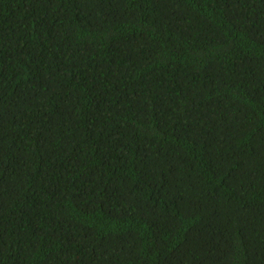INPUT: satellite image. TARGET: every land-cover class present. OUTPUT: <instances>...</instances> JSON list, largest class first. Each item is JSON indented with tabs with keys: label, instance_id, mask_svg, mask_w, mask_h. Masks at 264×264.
Listing matches in <instances>:
<instances>
[{
	"label": "trees",
	"instance_id": "trees-1",
	"mask_svg": "<svg viewBox=\"0 0 264 264\" xmlns=\"http://www.w3.org/2000/svg\"><path fill=\"white\" fill-rule=\"evenodd\" d=\"M0 264H264V0H0Z\"/></svg>",
	"mask_w": 264,
	"mask_h": 264
}]
</instances>
